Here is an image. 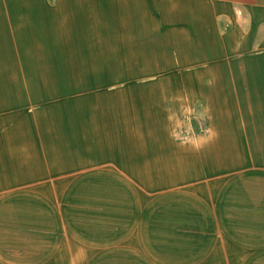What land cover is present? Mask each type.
Here are the masks:
<instances>
[{"label": "crops", "instance_id": "0c3cea01", "mask_svg": "<svg viewBox=\"0 0 264 264\" xmlns=\"http://www.w3.org/2000/svg\"><path fill=\"white\" fill-rule=\"evenodd\" d=\"M8 5L14 8L12 18L24 16L27 23L29 18L37 23L26 24L22 32L33 47L41 31L46 44L53 39L57 45L55 55L78 50L86 66L92 45H135L143 46L141 51L153 60L167 61L153 81L166 93L190 94L189 78L206 87L211 84L205 79L212 75L224 80L227 96L206 97L212 104L206 107L224 124L235 108L226 78H233L238 89L244 82L264 87V47L256 48L264 44V0H9ZM242 44L254 47L253 53L225 57ZM57 60V70L67 73L68 58ZM244 63L248 68L243 70ZM212 67L216 70L209 73ZM59 106L63 110L57 113ZM52 111L54 130L45 128L52 125L49 119H42L39 129L29 122L16 134L24 157L21 167L0 159V264H264V172L247 178L239 174L222 197L224 207L215 213L207 200L183 197L173 189L147 201L144 187L133 192L128 183L101 176L103 171L90 182L67 181L60 176L85 163L79 139L68 148L61 143L65 137H78L77 114L64 105ZM163 115L152 105L146 111L137 105L133 123L143 128ZM35 137L49 142L44 150L29 145ZM219 141L225 168L235 164L230 154L238 153L234 160L240 159L244 150L264 161V151L250 132L241 142L237 128L229 126ZM147 144V158L156 169L164 162L182 166L174 173L175 181L218 169V155L210 159L203 154L199 161L187 148L173 150L170 138L156 137ZM57 149L60 155H55ZM32 163L37 171L28 169ZM51 177L58 179L47 181ZM21 182L34 185L33 191L13 202V185ZM59 198L86 211L66 206L58 210Z\"/></svg>", "mask_w": 264, "mask_h": 264}, {"label": "rangeland", "instance_id": "374dc122", "mask_svg": "<svg viewBox=\"0 0 264 264\" xmlns=\"http://www.w3.org/2000/svg\"><path fill=\"white\" fill-rule=\"evenodd\" d=\"M8 2L0 0V159H4L5 165L21 167L24 157L17 148L16 134L25 124L31 122L37 130L42 119H49L52 125L45 128L54 130L52 110L57 105H64L77 114L75 122L80 131L77 138L65 137L61 143L68 148L79 139L85 156L84 165L73 167L60 176L67 181L80 179L90 182L97 177L96 173L103 171L101 176L108 175L116 181L126 182L133 192H141L144 187L147 201L161 191L173 189L183 197L207 200L215 213L224 207L222 197L238 176L243 174L245 178L264 172V161L259 157L256 160L249 150L240 152L241 158L236 160L234 157L238 153L230 154L229 161H235V164L225 168L221 162V146L218 145L219 139L226 137L227 128L234 126L239 131L241 142L250 132L256 146L264 151V87L244 82L238 89L233 78H226L234 94L235 108L233 117L224 124L221 117L213 116L206 107L212 105L206 99V93L173 95L162 91L153 81L160 76L159 68L166 67L167 61L153 60L151 55L141 51L143 46L92 45L88 48L86 66L80 60L78 50L55 55L57 45L53 39L46 44L41 31H37L39 39L35 41L39 43L33 47L30 38L23 37L22 32L26 24L36 26L37 23L29 21L30 18L27 23L24 16L12 18L10 11L14 8ZM239 47L225 57L242 58L253 53L254 47L246 44ZM262 47L264 44L256 48ZM64 49L61 47L60 50ZM235 53L240 55H233ZM57 57L68 58L71 62L67 73L57 70ZM199 64L206 67L211 63ZM226 66L228 70L232 67L231 64ZM246 68L248 64L241 65V69ZM215 70L212 67L208 72L214 73ZM213 77L205 79V82L214 84L217 79ZM137 105L144 107L145 111L152 105L164 115L155 124L138 127L133 123ZM62 110L59 106L57 113ZM156 137L170 138L173 150L187 148V154L193 152L199 161L203 154L210 159L218 155L215 165L218 169L175 181L174 173L182 166L171 167L164 162L161 168L156 169L154 162L147 158V143ZM48 144L38 137L29 142L31 147L38 145L39 150H44ZM58 149L55 155H60ZM80 162L82 164L83 159ZM238 168L242 171H234ZM28 169L37 171L33 163ZM47 174L45 172L35 178ZM26 178L35 179L31 176ZM57 179L51 177L47 181ZM33 186L27 182L13 185V202L29 197ZM156 187L162 189L156 190ZM56 203L58 210L66 206L86 211L84 207L64 203L61 198ZM188 233L202 232L191 230Z\"/></svg>", "mask_w": 264, "mask_h": 264}, {"label": "bare ground", "instance_id": "6f19581e", "mask_svg": "<svg viewBox=\"0 0 264 264\" xmlns=\"http://www.w3.org/2000/svg\"><path fill=\"white\" fill-rule=\"evenodd\" d=\"M257 68L258 70H262V65L259 64ZM249 70L250 72L252 71L251 68ZM215 79H217V82L210 85L209 87H206V85H201L200 81L198 82V79H194V78L186 79L189 93L197 92L198 95L200 94L203 95V93H206V97L208 99H215V98L217 99L227 96L228 95L227 86L225 85L224 80L218 78Z\"/></svg>", "mask_w": 264, "mask_h": 264}]
</instances>
